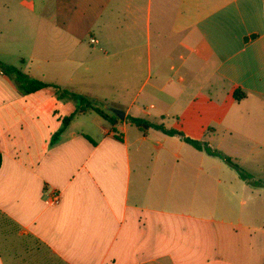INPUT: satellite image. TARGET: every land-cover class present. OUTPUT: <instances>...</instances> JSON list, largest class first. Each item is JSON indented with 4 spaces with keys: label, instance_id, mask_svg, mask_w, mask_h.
Here are the masks:
<instances>
[{
    "label": "crops",
    "instance_id": "crops-1",
    "mask_svg": "<svg viewBox=\"0 0 264 264\" xmlns=\"http://www.w3.org/2000/svg\"><path fill=\"white\" fill-rule=\"evenodd\" d=\"M0 61L98 102L100 63L147 75L112 125L0 69V264H264V0H0Z\"/></svg>",
    "mask_w": 264,
    "mask_h": 264
},
{
    "label": "trees",
    "instance_id": "trees-1",
    "mask_svg": "<svg viewBox=\"0 0 264 264\" xmlns=\"http://www.w3.org/2000/svg\"><path fill=\"white\" fill-rule=\"evenodd\" d=\"M0 69L3 70L5 73L11 75L18 88L23 92V93H31L37 90H40L42 88H52L56 94L57 97L61 100H73L75 103L78 105V109L76 114H83L87 113L89 111H95L98 114H100L102 117L105 119H108V121L112 125H116L117 123L120 122V119L117 115L112 114L108 115L104 110H102L100 107H98V101L91 99L81 93L72 91L68 88H63L59 85L56 84H51V83H46L37 79H32L28 77L26 74H24L20 68L16 66H11L4 64L3 62L0 61ZM246 97V93L241 90L237 89L234 93V99L235 101L239 102L243 100ZM72 116L65 118L64 122L68 123L71 121ZM126 120L131 123L132 125L136 126L138 129L141 131H147L149 129H155L163 132L166 135L169 136H179L185 143L190 145L196 150L199 151H204L208 155L218 157L219 159L225 161L230 167H233L238 171V174L241 179L247 181L248 183H251L253 185H261L263 184V181L261 180H255L250 174H247L241 167L240 165L234 161L230 156L223 154L217 150H213L206 142L200 141V140H195L190 137L185 136L182 132L175 130V129H167L165 128L164 125L162 124H157L154 122H151L147 119L143 118H137V117H132V116H127ZM63 128L56 133V135L53 137V141H56L58 138L59 134ZM114 131L116 133V138L120 141L123 140V133L114 127ZM0 163H1V158H0Z\"/></svg>",
    "mask_w": 264,
    "mask_h": 264
},
{
    "label": "rangeland",
    "instance_id": "rangeland-1",
    "mask_svg": "<svg viewBox=\"0 0 264 264\" xmlns=\"http://www.w3.org/2000/svg\"><path fill=\"white\" fill-rule=\"evenodd\" d=\"M111 62V61H110ZM16 63V62H14ZM113 73L109 74L107 72V68H110L109 65V61L106 62H102L100 63L95 69L94 71L96 72L95 77L99 80V83L97 85V88L92 86V87H88L86 91V93H92L93 95H99L100 97L103 98L102 101L98 102V107H100L102 110H104L105 112H108L109 114L111 113L109 111V109L112 107H117L119 109H121L120 107H123V109H125V107H127L131 101L138 97L139 93H140V88L142 85V81L147 77L144 76V74H140V73H133V72H126L125 69L123 70V72H120L118 70V67L113 66ZM152 77V75H151ZM113 79L114 81V87H108L110 80ZM127 79V82H125V80ZM127 84V86L125 85ZM89 91V92H88ZM113 102L118 103L120 106L113 104ZM123 112V111H120ZM174 122V119H170V120H164L165 124L168 123H172ZM106 126L110 127V123L106 122ZM129 130L130 133L134 132L137 133L138 129L136 128V126H129ZM178 142H180V144H182L181 146L183 147V150H181L184 153V149H190L193 152H195L196 156H205V158H207L208 160H215L217 162H221L222 164H226L227 166H229L225 161L217 158V157H208V155L204 154V155H200V153H196L195 149H193L190 145H187L186 143L180 141V139H176ZM180 151V153H181ZM220 152V151H219ZM223 153V152H221ZM225 154V153H223ZM228 170H231L233 173H237L238 171L236 169H234L233 167H229ZM264 181V180H263ZM243 199H246V197H242ZM234 204H239V201L234 200L233 201ZM247 203H249L247 201ZM259 203H261V209L262 212L264 213V202L259 201ZM2 250L3 253L5 255L6 251H5V245L3 243L2 246ZM21 264H23L22 262H19Z\"/></svg>",
    "mask_w": 264,
    "mask_h": 264
},
{
    "label": "built area",
    "instance_id": "built-area-1",
    "mask_svg": "<svg viewBox=\"0 0 264 264\" xmlns=\"http://www.w3.org/2000/svg\"><path fill=\"white\" fill-rule=\"evenodd\" d=\"M91 42H96L95 39H91ZM60 201V193L58 192H53L49 198V202L51 204H57Z\"/></svg>",
    "mask_w": 264,
    "mask_h": 264
},
{
    "label": "water",
    "instance_id": "water-1",
    "mask_svg": "<svg viewBox=\"0 0 264 264\" xmlns=\"http://www.w3.org/2000/svg\"><path fill=\"white\" fill-rule=\"evenodd\" d=\"M115 113H116V115H117L120 119H124V118H125V115H124L123 112L116 111Z\"/></svg>",
    "mask_w": 264,
    "mask_h": 264
}]
</instances>
